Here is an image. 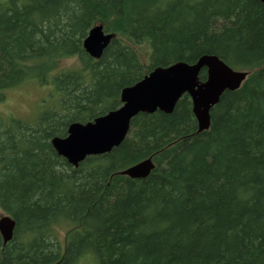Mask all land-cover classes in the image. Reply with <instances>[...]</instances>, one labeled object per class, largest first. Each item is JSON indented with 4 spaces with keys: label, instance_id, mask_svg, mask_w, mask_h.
I'll return each mask as SVG.
<instances>
[{
    "label": "trees",
    "instance_id": "1",
    "mask_svg": "<svg viewBox=\"0 0 264 264\" xmlns=\"http://www.w3.org/2000/svg\"><path fill=\"white\" fill-rule=\"evenodd\" d=\"M96 23L115 36L92 58L82 41ZM144 42L146 63L131 46ZM203 54L249 72L220 95L208 129L183 94L76 167L53 149L69 123L116 109L152 68ZM68 57L79 67L57 70ZM28 80L50 85L55 105L34 124L0 120V209L15 221L0 264H264L260 0H0V99ZM148 157L147 176L119 173Z\"/></svg>",
    "mask_w": 264,
    "mask_h": 264
},
{
    "label": "water",
    "instance_id": "2",
    "mask_svg": "<svg viewBox=\"0 0 264 264\" xmlns=\"http://www.w3.org/2000/svg\"><path fill=\"white\" fill-rule=\"evenodd\" d=\"M264 4V0H260ZM113 34L96 23L82 41L83 49L92 58H99ZM206 69V78L199 73ZM246 70L230 67L213 54H203L193 63L176 61L166 66H156L135 83L120 91V106L92 121L71 122L65 136H54L50 142L55 152L66 161L78 166L87 156L102 154L117 146L127 135L130 120L140 112L156 110L170 113L178 99L187 94L198 131L210 126V109L225 90L241 86L248 75ZM154 168L151 157L142 159L119 173L130 178H143ZM15 221L10 215L0 217V236L3 244L12 238ZM17 264H31L20 262Z\"/></svg>",
    "mask_w": 264,
    "mask_h": 264
},
{
    "label": "rangeland",
    "instance_id": "3",
    "mask_svg": "<svg viewBox=\"0 0 264 264\" xmlns=\"http://www.w3.org/2000/svg\"><path fill=\"white\" fill-rule=\"evenodd\" d=\"M131 46L138 52L140 60L146 63L150 52L148 44L144 42ZM79 65L75 57L63 58L57 63V70L77 69ZM51 90L50 85H42L35 80H28L4 90L0 99V120L8 121L15 118L34 124L42 110L55 105V94L50 95ZM4 214L5 212L0 209V217ZM62 227H58L60 239L64 236Z\"/></svg>",
    "mask_w": 264,
    "mask_h": 264
},
{
    "label": "flooded vegetation",
    "instance_id": "4",
    "mask_svg": "<svg viewBox=\"0 0 264 264\" xmlns=\"http://www.w3.org/2000/svg\"><path fill=\"white\" fill-rule=\"evenodd\" d=\"M231 67V66H230ZM66 132H67V129H66ZM5 215V214H4ZM6 215H8V214H6ZM3 216V215H2Z\"/></svg>",
    "mask_w": 264,
    "mask_h": 264
}]
</instances>
